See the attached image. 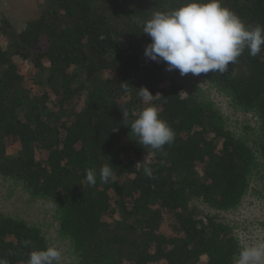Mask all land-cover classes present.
I'll list each match as a JSON object with an SVG mask.
<instances>
[{
    "label": "trees",
    "instance_id": "obj_1",
    "mask_svg": "<svg viewBox=\"0 0 264 264\" xmlns=\"http://www.w3.org/2000/svg\"><path fill=\"white\" fill-rule=\"evenodd\" d=\"M184 2L33 0L21 10L27 20L18 32L0 19V177L49 202L74 264H233L240 248L227 224L189 204L234 208L253 169L264 168V51L251 57L245 50L227 72L199 75L256 116L252 147L211 101L185 90L178 69L144 55L151 38L137 21ZM222 4L245 24L264 26V0ZM20 62L33 67L31 83ZM140 87L174 130L162 150L133 137L131 113L144 106ZM106 164L114 178L102 183ZM162 220L169 233L160 231ZM48 245L40 227L0 213V257L8 264H26L31 250Z\"/></svg>",
    "mask_w": 264,
    "mask_h": 264
},
{
    "label": "clouds",
    "instance_id": "obj_2",
    "mask_svg": "<svg viewBox=\"0 0 264 264\" xmlns=\"http://www.w3.org/2000/svg\"><path fill=\"white\" fill-rule=\"evenodd\" d=\"M140 32L150 36L144 48L146 58L154 62H166V70H177L181 76H194L212 72L225 73L245 50L251 57L264 51V26L247 25L222 0H185L174 9L152 12L151 16L137 21ZM144 106L131 113V131L143 147L154 151L174 141L175 133L159 109L152 103L154 95L146 88H138ZM130 113L123 112L125 121ZM125 125L129 128L128 123ZM144 173L151 177L149 167ZM114 178L113 167L104 165L99 172L102 183ZM86 182L95 185L96 172H86ZM25 246L30 241L23 242ZM0 264H8L0 257ZM26 264H63L62 251L52 245L33 249ZM233 264H264V241L241 246L233 257Z\"/></svg>",
    "mask_w": 264,
    "mask_h": 264
},
{
    "label": "rangeland",
    "instance_id": "obj_3",
    "mask_svg": "<svg viewBox=\"0 0 264 264\" xmlns=\"http://www.w3.org/2000/svg\"><path fill=\"white\" fill-rule=\"evenodd\" d=\"M33 0H0V19L9 20L15 31L25 26L27 18L21 14L24 6ZM6 39L0 36L1 46H5ZM20 72L24 73L25 83H31L28 74L33 73V67L27 62L18 63ZM178 80L188 92H192L201 101H211L225 120L226 127L249 146H254L256 140L257 118L251 111H243L234 106L226 92L200 76L191 73L181 76ZM40 90L32 85V91ZM17 145L12 144L10 151ZM264 168L260 164L253 169L249 187L241 202L234 208L218 210L210 207L201 200H192L191 209L197 210L199 215H212L230 227L237 238L240 247L264 241ZM0 213L19 220L34 224L46 232V239L52 246L58 247L63 254V264H74L75 258L69 255L70 249L66 240L57 236V220L53 208L47 200L30 196L22 184L8 178L0 177ZM164 214V213H163ZM160 231L169 233V224L162 220Z\"/></svg>",
    "mask_w": 264,
    "mask_h": 264
}]
</instances>
